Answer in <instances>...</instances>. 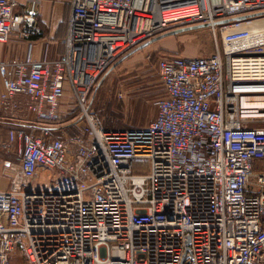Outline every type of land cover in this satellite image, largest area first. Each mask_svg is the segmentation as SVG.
Listing matches in <instances>:
<instances>
[{
  "label": "built area",
  "instance_id": "built-area-1",
  "mask_svg": "<svg viewBox=\"0 0 264 264\" xmlns=\"http://www.w3.org/2000/svg\"><path fill=\"white\" fill-rule=\"evenodd\" d=\"M29 3L0 0V43L43 35ZM191 26L212 30L214 52L163 56L156 117L105 130L89 113L102 76ZM63 42L59 59H34L30 42L24 60L0 61V110L29 121L10 131L22 148L2 168L0 264L20 246L25 264H264V67H235L264 66V0H71ZM66 84L86 126L61 138Z\"/></svg>",
  "mask_w": 264,
  "mask_h": 264
},
{
  "label": "rangeland",
  "instance_id": "rangeland-1",
  "mask_svg": "<svg viewBox=\"0 0 264 264\" xmlns=\"http://www.w3.org/2000/svg\"><path fill=\"white\" fill-rule=\"evenodd\" d=\"M23 1L29 6V0ZM41 4L42 0H39L38 13ZM38 23L40 24L39 16ZM41 28L42 37H44L46 31L44 27L41 26ZM184 28L187 29L178 34L183 37L181 48L188 55L202 56L214 52L217 41L209 27ZM161 54L138 47L102 76L93 90L89 113L94 115L96 121L105 130L125 131L145 128L153 120L157 114V101L164 95L158 71ZM70 104L74 105L72 109H69L67 113L59 114L60 122H62L60 124L65 125L77 121L75 128L82 131L86 126V120L84 116L81 117L78 106L75 103ZM256 125L264 126V121L256 123ZM147 170V161H140L136 165L137 172H146ZM48 172L49 170L42 171L41 176L48 175ZM46 183L47 180L41 178V185L45 186ZM1 219L5 220V217H1ZM26 261L23 247L20 246L13 253L10 264H25Z\"/></svg>",
  "mask_w": 264,
  "mask_h": 264
},
{
  "label": "crops",
  "instance_id": "crops-1",
  "mask_svg": "<svg viewBox=\"0 0 264 264\" xmlns=\"http://www.w3.org/2000/svg\"><path fill=\"white\" fill-rule=\"evenodd\" d=\"M21 1L25 4L23 0ZM70 12L71 0H42L38 16L41 26L44 27L46 31L44 37L41 36L27 40L18 38L15 35L12 36L8 42L0 43V61L24 60L28 54L30 42L33 44L32 57L34 59L42 60L45 56L49 59L61 58L65 53L63 41L67 35ZM182 39L183 37H181L180 34L167 36L149 44L144 47V49L147 48L150 51L162 53L160 59L166 54H177L184 57L199 56L188 55L186 51L181 48ZM2 90L3 88L0 86V94ZM70 103L76 104L70 86L66 84V93L61 100L59 114L61 112L62 114L64 112L67 113L69 109H72L74 105ZM27 114L25 109L20 110L19 114L15 115L0 110V192H6L9 187V180L2 174V168L15 161L19 150L22 148V143L19 140L10 143V131L29 123V121L24 118ZM60 123L59 128L55 132V135L58 137L63 138L70 134H75L78 131L74 124L77 123V121L69 122L65 125H61ZM257 163L260 164L261 161ZM52 174L53 173L49 171L47 176H51ZM1 217H5V213L3 216V211L0 213V219Z\"/></svg>",
  "mask_w": 264,
  "mask_h": 264
},
{
  "label": "bare ground",
  "instance_id": "bare-ground-1",
  "mask_svg": "<svg viewBox=\"0 0 264 264\" xmlns=\"http://www.w3.org/2000/svg\"><path fill=\"white\" fill-rule=\"evenodd\" d=\"M263 59H236L235 60V67L240 68L241 70H247L250 68L252 71H262V67H264L262 64ZM244 66H248V68H244ZM264 106V105H263Z\"/></svg>",
  "mask_w": 264,
  "mask_h": 264
},
{
  "label": "water",
  "instance_id": "water-1",
  "mask_svg": "<svg viewBox=\"0 0 264 264\" xmlns=\"http://www.w3.org/2000/svg\"><path fill=\"white\" fill-rule=\"evenodd\" d=\"M196 27L197 26H195V27L191 26V27H189V29L190 28H196ZM185 29H187V28H179V29H176V30H171V31L165 32V33H163L161 35H158V36L152 38L151 40L143 43L141 46H139V48H144V47L148 46L149 44H151V43H153V42H155V41H157V40H159L161 38H164V37H167V36H171V35H176V34L182 32Z\"/></svg>",
  "mask_w": 264,
  "mask_h": 264
},
{
  "label": "trees",
  "instance_id": "trees-1",
  "mask_svg": "<svg viewBox=\"0 0 264 264\" xmlns=\"http://www.w3.org/2000/svg\"><path fill=\"white\" fill-rule=\"evenodd\" d=\"M131 52H133V51H131ZM131 52H129L128 54H126L125 56H123L122 58H120L117 62H116V64L121 60V59H124L127 55H129ZM115 64V65H116Z\"/></svg>",
  "mask_w": 264,
  "mask_h": 264
}]
</instances>
